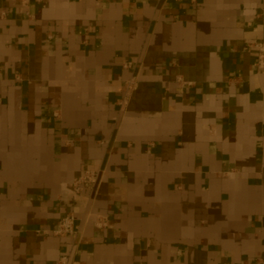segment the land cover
Instances as JSON below:
<instances>
[{
	"label": "crops",
	"instance_id": "obj_1",
	"mask_svg": "<svg viewBox=\"0 0 264 264\" xmlns=\"http://www.w3.org/2000/svg\"><path fill=\"white\" fill-rule=\"evenodd\" d=\"M262 40L264 0H0V264H264Z\"/></svg>",
	"mask_w": 264,
	"mask_h": 264
},
{
	"label": "built area",
	"instance_id": "obj_2",
	"mask_svg": "<svg viewBox=\"0 0 264 264\" xmlns=\"http://www.w3.org/2000/svg\"><path fill=\"white\" fill-rule=\"evenodd\" d=\"M102 1V0H93ZM247 49H254L256 51L255 68L257 73H264V40L253 43L246 47ZM126 69H133L130 77L125 83L123 95L117 100L118 113L122 116L125 115L131 97L138 88V72L134 71L135 63L128 62L124 65ZM1 73V69H0ZM55 116L58 117L59 113L55 112ZM105 170L99 168L97 170H87L74 182L75 192L81 194L85 191L90 193V201L94 203L98 191L103 182ZM91 217V213L86 214L84 217L78 218L73 213H68L60 219L59 227L54 232L57 236L61 237H73L80 238L84 233V228ZM110 219L107 215L102 213L96 214L94 219V226L97 229H106L109 226ZM58 264H69L68 257H62L59 259Z\"/></svg>",
	"mask_w": 264,
	"mask_h": 264
}]
</instances>
